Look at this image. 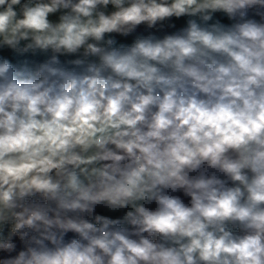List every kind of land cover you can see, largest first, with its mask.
I'll return each instance as SVG.
<instances>
[{"label":"clouds","instance_id":"9594fccd","mask_svg":"<svg viewBox=\"0 0 264 264\" xmlns=\"http://www.w3.org/2000/svg\"><path fill=\"white\" fill-rule=\"evenodd\" d=\"M0 264H264V0H0Z\"/></svg>","mask_w":264,"mask_h":264}]
</instances>
